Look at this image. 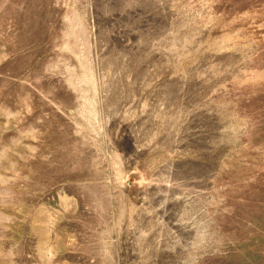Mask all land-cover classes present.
I'll list each match as a JSON object with an SVG mask.
<instances>
[{
  "label": "rangeland",
  "instance_id": "obj_1",
  "mask_svg": "<svg viewBox=\"0 0 264 264\" xmlns=\"http://www.w3.org/2000/svg\"><path fill=\"white\" fill-rule=\"evenodd\" d=\"M0 264H264V0H0Z\"/></svg>",
  "mask_w": 264,
  "mask_h": 264
}]
</instances>
